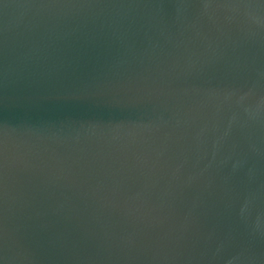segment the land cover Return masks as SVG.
<instances>
[{"label":"water","instance_id":"1","mask_svg":"<svg viewBox=\"0 0 264 264\" xmlns=\"http://www.w3.org/2000/svg\"><path fill=\"white\" fill-rule=\"evenodd\" d=\"M0 264H264V0H0Z\"/></svg>","mask_w":264,"mask_h":264}]
</instances>
